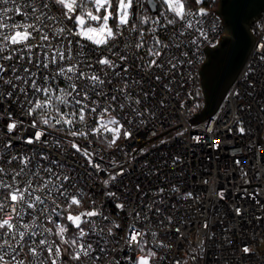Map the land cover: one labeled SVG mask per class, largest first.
I'll list each match as a JSON object with an SVG mask.
<instances>
[{
    "label": "snow or ice",
    "instance_id": "1",
    "mask_svg": "<svg viewBox=\"0 0 264 264\" xmlns=\"http://www.w3.org/2000/svg\"><path fill=\"white\" fill-rule=\"evenodd\" d=\"M207 16L203 7L193 10L190 0H0V214L11 212V219L0 218V264H164L161 250L171 245L151 227L165 224L163 198L144 204L146 193L138 183L136 194L127 186L119 190L124 169L100 182L117 209L125 208L117 201H133L126 229L94 200L84 207L91 199L88 182L107 172L92 143L116 148L149 117L156 118L148 107L157 92L154 84L167 93L188 81L195 88L194 73L186 80L177 77L184 75L185 63H196L184 47L195 56L201 38L208 39L202 19ZM258 71L259 66L250 67L245 75ZM164 104L162 99L160 107ZM237 123L243 134L238 117ZM77 154L85 163L70 161ZM163 192L160 188L153 197ZM182 199L194 197L187 192ZM139 205L147 209L143 215ZM172 219L169 215L167 222ZM209 227L205 221L203 228ZM175 231L183 236L179 227ZM200 243L174 255L172 264H196Z\"/></svg>",
    "mask_w": 264,
    "mask_h": 264
},
{
    "label": "built area",
    "instance_id": "2",
    "mask_svg": "<svg viewBox=\"0 0 264 264\" xmlns=\"http://www.w3.org/2000/svg\"><path fill=\"white\" fill-rule=\"evenodd\" d=\"M216 3L217 0L205 1L208 16L202 19L206 20L204 27L208 39L201 38V47L195 56L191 47L183 49L196 63L192 66L185 63L181 67L184 75L177 79L186 80L187 73H194L195 88L188 81L182 88L174 87L172 93H167L162 84H154L157 92L155 97L150 95L148 107L156 113V118L149 117L134 131L131 140L121 139L116 148L108 149L98 140L92 143V148L104 158L96 157V161L107 172H100L99 177L94 175L88 182L86 191L91 199H85L84 207H89L94 200L110 219L126 229L129 216L134 215L133 201L121 199L117 203H125V208L123 211L117 209L113 198L104 195L105 188L100 182L108 173L124 169V175L117 181L119 190L127 186L136 194L135 185L138 183L141 191L146 193L144 204L153 198H163L160 207L165 224L157 227L153 223L151 227L166 244L171 245L170 250H161L160 254L167 257L164 264H172L174 255H185L197 241L202 243L196 248V264H264V187L239 188V185L253 183L264 186V111H261V105H264V61L260 60L264 56V48L260 47L264 45V12L251 26L255 45L220 107L202 123H191L203 107L201 69L207 58L206 49L217 46L227 35L223 20L216 12ZM169 35L170 32L163 33L161 39L167 41ZM183 39L187 44L191 36L186 35ZM174 52L180 56L179 49ZM257 66L260 71L245 75L250 67ZM145 88H148L147 84ZM177 91L179 95H176ZM190 92L193 93L191 97ZM236 92L239 96L234 94ZM162 99L165 104L160 107ZM237 117L243 122V134L238 131ZM197 136L199 142L194 139ZM175 157L179 159L173 163ZM70 161L85 163L79 154L70 157ZM173 187L177 191H171ZM160 188L164 189L162 195L153 197ZM187 192H191L194 199H182ZM220 192L224 193V199L219 197ZM237 208L240 214L236 213ZM136 210L141 211V215L147 211L143 205ZM149 215L154 221L158 219L152 213ZM169 215L173 217L171 223L167 222ZM0 218L11 219V212H3ZM205 221L210 225L208 229L203 228ZM177 227L183 236L176 233ZM123 235V232L119 233L120 247L124 245ZM245 247H249L251 253H244ZM188 264L192 261L189 260Z\"/></svg>",
    "mask_w": 264,
    "mask_h": 264
},
{
    "label": "water",
    "instance_id": "3",
    "mask_svg": "<svg viewBox=\"0 0 264 264\" xmlns=\"http://www.w3.org/2000/svg\"><path fill=\"white\" fill-rule=\"evenodd\" d=\"M217 14L223 20L227 35L221 42L206 49L201 69L203 107L191 120L199 124L212 117L227 92L244 68L255 45L252 24L264 12V0H219ZM261 186V183L239 185Z\"/></svg>",
    "mask_w": 264,
    "mask_h": 264
},
{
    "label": "trees",
    "instance_id": "4",
    "mask_svg": "<svg viewBox=\"0 0 264 264\" xmlns=\"http://www.w3.org/2000/svg\"><path fill=\"white\" fill-rule=\"evenodd\" d=\"M219 0H217V3L215 5V9L218 8V5H219ZM190 6L191 8H195V7H198L199 5L195 4V0H190Z\"/></svg>",
    "mask_w": 264,
    "mask_h": 264
},
{
    "label": "rangeland",
    "instance_id": "5",
    "mask_svg": "<svg viewBox=\"0 0 264 264\" xmlns=\"http://www.w3.org/2000/svg\"><path fill=\"white\" fill-rule=\"evenodd\" d=\"M205 1H206V0H204V3H203V4L199 5V8H200V7H203V8L206 9V7H205Z\"/></svg>",
    "mask_w": 264,
    "mask_h": 264
}]
</instances>
